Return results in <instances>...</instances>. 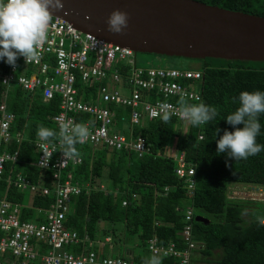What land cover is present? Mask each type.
Listing matches in <instances>:
<instances>
[{"label":"trees","instance_id":"1","mask_svg":"<svg viewBox=\"0 0 264 264\" xmlns=\"http://www.w3.org/2000/svg\"><path fill=\"white\" fill-rule=\"evenodd\" d=\"M197 1L264 17V0ZM199 60L204 80L198 104L217 109L212 120L199 126L190 123L184 134L179 129L182 123L173 118L149 122L137 131L149 143V151L141 156L131 151L114 150L110 151L108 159V150H102L97 158H92L91 152V157L87 158L83 153L91 151V146L76 142L74 155H80L82 161L74 167L70 165L69 169L74 181L82 185V191L79 195H71L70 212L65 218L66 227L81 238L77 246L71 247L73 251L89 249V243L83 238L99 239L100 225L106 222L123 226V238L112 232L118 253L134 264H147L156 256L149 250V240L153 237L158 239L159 245L173 242L178 249H183L180 233L185 225L186 208L192 206L194 216L208 219V222L193 220L192 239L196 247L192 262L198 254L214 264H264V151L247 159L228 160L226 166V157L216 152L215 143L219 138L216 128L221 129L220 134L224 129L232 131L224 118L239 107V93L264 91V61ZM93 90L82 88L81 94L92 92L95 98ZM2 91L0 85V102ZM57 102L55 98L44 103L40 94L31 96L17 85L8 94L7 107L15 114L11 133L20 131L24 139L14 140L7 146L8 151H18L19 159L6 164L0 195L5 193L9 201L20 206L24 221L35 217L37 207L48 208L55 197L37 195L30 202L29 193L11 185L9 176L13 171H20L32 182L41 180L53 189L51 171L38 168L34 163L38 127L56 133L50 141L58 137L56 124L47 118L48 114H56L59 110ZM82 116L75 114V119L79 121ZM258 119L261 134L256 141L264 144V114ZM199 133L203 134L202 139L198 138ZM172 150L183 152L186 167L195 169L192 195L186 191V178L175 171L177 162L170 154ZM87 183L89 188L85 187ZM234 187L243 189L245 194L234 197L231 191ZM133 194L139 196L138 201L132 199ZM123 200H127L126 205H122ZM160 259L162 264L178 262V257L174 256Z\"/></svg>","mask_w":264,"mask_h":264},{"label":"built area","instance_id":"2","mask_svg":"<svg viewBox=\"0 0 264 264\" xmlns=\"http://www.w3.org/2000/svg\"><path fill=\"white\" fill-rule=\"evenodd\" d=\"M132 49L105 42L95 35L83 32L70 22L50 14L44 39L36 46V56L25 61L18 56L15 66L0 62V186L6 164L18 162V151H8V144L24 139L22 132L11 133L15 114L7 107L9 91L15 85L31 96L40 94L48 103L57 98L56 114H48L57 127L55 141L36 140L35 166L51 171L53 189L32 182L20 171H13L8 182L29 193L30 202L37 195L55 198L48 208L37 207L35 217L24 221L20 206L0 195V264H134L118 253L111 236L90 240L98 251L84 247L81 252L71 249L81 242L78 233L68 229L65 218L70 212L71 195H79L82 185L74 181L69 166L80 164L82 157H65L60 144V131L67 122L84 124L89 135L79 144H89L92 158L98 152L131 151L138 156L149 151L146 138L137 133L149 122L162 120V105H167L170 118L180 121L185 133L190 122L180 115L181 100L198 104L202 99L203 68L151 67L136 64ZM93 88L94 93L81 94V89ZM81 88V89H80ZM75 114H83L77 121ZM202 139L203 134L199 133ZM177 162L176 173L186 178L185 188L192 195L195 188L194 167H186L184 153L172 154ZM85 187L89 188L87 183ZM104 189V186L101 185ZM167 189V188H166ZM233 196L244 195L241 188H232ZM138 201L139 196L133 194ZM123 200L122 205H126ZM42 214V218H40ZM185 225L180 233L182 250L171 242L159 245L158 239L149 240V250L160 257H178L177 264H192L195 242L192 239L194 209L186 208ZM94 243V244H93Z\"/></svg>","mask_w":264,"mask_h":264},{"label":"water","instance_id":"3","mask_svg":"<svg viewBox=\"0 0 264 264\" xmlns=\"http://www.w3.org/2000/svg\"><path fill=\"white\" fill-rule=\"evenodd\" d=\"M52 0L50 14L134 52L190 59L264 61V17L197 0ZM113 10L127 13L121 33L108 30ZM196 221L208 219L197 215Z\"/></svg>","mask_w":264,"mask_h":264},{"label":"clouds","instance_id":"4","mask_svg":"<svg viewBox=\"0 0 264 264\" xmlns=\"http://www.w3.org/2000/svg\"><path fill=\"white\" fill-rule=\"evenodd\" d=\"M51 3L52 0H0V62L14 67L18 56L25 61L36 56V46L44 39L50 21ZM57 7H62L60 0H57ZM127 20L126 12L113 10L106 21L108 30L121 33L127 27ZM237 100L239 107L224 118L232 126V131L224 129L220 134L221 129H215V134H219L215 140L216 152L225 155L226 166L228 160L247 159L264 151V144L256 141L261 134L258 117L264 114V91H242ZM161 111L162 119L168 121L170 113L167 105H162ZM180 115L192 125L199 126L212 120L217 115V109L204 103L189 105L181 100ZM55 135L53 130L43 126L38 127L36 133L39 142H47ZM88 135L89 130L84 124L64 123L60 131L63 155H74L76 142ZM147 264L162 262L159 257L153 256Z\"/></svg>","mask_w":264,"mask_h":264},{"label":"rangeland","instance_id":"5","mask_svg":"<svg viewBox=\"0 0 264 264\" xmlns=\"http://www.w3.org/2000/svg\"><path fill=\"white\" fill-rule=\"evenodd\" d=\"M136 64L141 68H151V67H175V68H202V62L199 59H190V58H182V57H170L165 55H158L153 53H145V52H136L135 54ZM91 151H85L83 155L85 157L90 156V152L92 154V149L89 147ZM175 150H172L170 154H173ZM91 157V156H90ZM108 159H110L111 155H107ZM106 171V170H105ZM258 199V198H256ZM250 206H254V204H250ZM260 207V205H259ZM257 214V213H256ZM117 232L119 238H123V226L114 225L109 223H102L100 225V230L98 234H100V238L111 236L112 232ZM94 244V243H93ZM89 248H92L98 251L100 248L97 245H90ZM205 258L201 255L196 254V257L192 264H214L209 263Z\"/></svg>","mask_w":264,"mask_h":264}]
</instances>
